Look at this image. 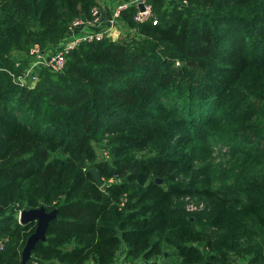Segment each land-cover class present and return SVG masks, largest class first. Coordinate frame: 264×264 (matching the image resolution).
I'll list each match as a JSON object with an SVG mask.
<instances>
[{"label":"trees","instance_id":"obj_1","mask_svg":"<svg viewBox=\"0 0 264 264\" xmlns=\"http://www.w3.org/2000/svg\"><path fill=\"white\" fill-rule=\"evenodd\" d=\"M98 1L0 0V264H22L37 222L19 212L41 206L57 217L28 264H114L124 247L129 263L264 264V241L243 242L264 231L261 174L244 166L221 190L185 179L222 127L264 156V0H191L159 24L130 9L137 38L83 43L62 72L13 81L24 45L59 44Z\"/></svg>","mask_w":264,"mask_h":264},{"label":"built area","instance_id":"obj_2","mask_svg":"<svg viewBox=\"0 0 264 264\" xmlns=\"http://www.w3.org/2000/svg\"><path fill=\"white\" fill-rule=\"evenodd\" d=\"M111 7L110 16L104 18L103 16V4L105 3ZM172 5L177 9H183L188 7L190 0H170ZM130 9H133L132 19L137 24L146 22H152L153 24H159L160 19L156 13V7L152 0H116L114 2L110 0H99L91 13V17L83 19H75L69 26L63 39L57 44L55 50H44L39 45H35L31 48L29 58L25 65L22 66L19 72L9 71L13 81L20 86L30 85L34 86L39 80L41 71L43 69H49L52 72L59 73L65 68L67 55L83 43H91L100 41L105 38H109L116 29L124 30L123 34L135 33V28L125 27L126 20L123 17L124 13ZM179 64V62H177ZM17 66H21V62L18 61ZM104 156L109 157L108 152L104 150ZM205 208L204 203L199 202L197 199L191 196L186 197V210L188 212H197ZM21 212H19V220L21 221ZM5 241L0 239V249L5 246ZM249 259H243L237 262V264H248ZM121 264H143L142 259H137L134 262H127L125 260V251L123 253ZM31 264H39L36 260H33Z\"/></svg>","mask_w":264,"mask_h":264},{"label":"rangeland","instance_id":"obj_3","mask_svg":"<svg viewBox=\"0 0 264 264\" xmlns=\"http://www.w3.org/2000/svg\"><path fill=\"white\" fill-rule=\"evenodd\" d=\"M191 4V0H190ZM189 4V6H190ZM174 6L170 2V0H162V4L156 5V13L160 22L163 20H173L175 18L176 12L173 9ZM179 10V9H178ZM164 14V15H163ZM163 15V16H162ZM124 17V16H123ZM126 20V19H125ZM132 28L131 24L128 20H126L125 27ZM124 30L116 29V33H114L109 38L118 41V40H126L130 38H137L135 33H128L127 35L123 34ZM32 45H24L23 51H20L18 54L19 60L27 61L29 58L30 50ZM35 46V45H34ZM41 48L42 46L39 45ZM57 45L47 48H42L44 50H55ZM42 80H40L41 82ZM225 127H222L221 130L211 131L208 133L207 139L210 143V153L206 154L203 157L198 156L194 161V172L186 175L187 182H191L195 180L200 183L206 177L211 180V184L213 188L216 190H221L224 186L233 184L237 179L242 177V172L244 166L250 168L253 175H258L259 179H263L264 181V156H254V155H245L242 153H237L234 149V144H227L228 140L223 136V132ZM239 143V141H236ZM98 152L101 154L102 159H108V157L104 156V150L99 145ZM205 169L206 171H204ZM239 176V177H238ZM254 227V226H253ZM257 229V228H255ZM253 237L252 239L262 245L264 241V231L251 230L249 233L243 236L244 245L245 242L249 240L248 238ZM172 247L170 248V250ZM124 250H120L118 257L114 264H121L120 260L122 259ZM236 262L232 264H237L240 260L247 259L250 257L239 256L236 257ZM249 264V263H248Z\"/></svg>","mask_w":264,"mask_h":264},{"label":"water","instance_id":"obj_4","mask_svg":"<svg viewBox=\"0 0 264 264\" xmlns=\"http://www.w3.org/2000/svg\"><path fill=\"white\" fill-rule=\"evenodd\" d=\"M98 182H102L100 173L97 169H91ZM161 179H157L158 183H161ZM104 184L103 186H105ZM57 217V210L47 211L44 206L39 208H33L29 210H23L21 212V222L26 223L32 220L37 222L35 231L28 237L27 242L22 250V264H28V262L33 257V251L39 241L47 240V229L52 222ZM214 264V263H210Z\"/></svg>","mask_w":264,"mask_h":264},{"label":"crops","instance_id":"obj_5","mask_svg":"<svg viewBox=\"0 0 264 264\" xmlns=\"http://www.w3.org/2000/svg\"><path fill=\"white\" fill-rule=\"evenodd\" d=\"M112 2L116 1V0H110ZM111 7H109L107 4H106V1L105 3L103 4V16L104 18H108L110 16V12H111ZM125 251V247L123 249Z\"/></svg>","mask_w":264,"mask_h":264}]
</instances>
